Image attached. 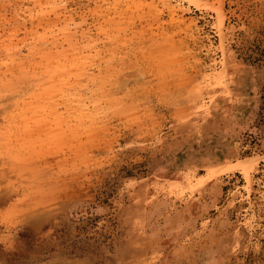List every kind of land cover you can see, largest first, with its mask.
<instances>
[{
  "label": "rangeland",
  "instance_id": "obj_1",
  "mask_svg": "<svg viewBox=\"0 0 264 264\" xmlns=\"http://www.w3.org/2000/svg\"><path fill=\"white\" fill-rule=\"evenodd\" d=\"M0 264H264V0H0Z\"/></svg>",
  "mask_w": 264,
  "mask_h": 264
},
{
  "label": "bare ground",
  "instance_id": "obj_2",
  "mask_svg": "<svg viewBox=\"0 0 264 264\" xmlns=\"http://www.w3.org/2000/svg\"><path fill=\"white\" fill-rule=\"evenodd\" d=\"M230 167L232 169H236L238 171H241L242 174H244V176L247 179V181L249 182V167H247L243 161L237 162V163L231 165Z\"/></svg>",
  "mask_w": 264,
  "mask_h": 264
}]
</instances>
